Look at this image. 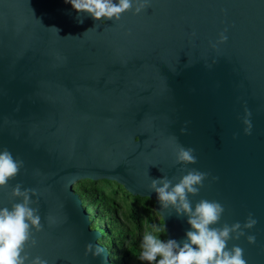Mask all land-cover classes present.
<instances>
[{"label": "water", "instance_id": "water-1", "mask_svg": "<svg viewBox=\"0 0 264 264\" xmlns=\"http://www.w3.org/2000/svg\"><path fill=\"white\" fill-rule=\"evenodd\" d=\"M149 3L101 23L66 0H0V149L24 161L0 190V207L18 202L10 197L17 183L37 189L44 229L31 257L111 264L75 184L117 181L153 199L167 239L180 242L191 230L187 216L162 209L148 186L195 168L210 175L189 197L193 207L200 199L224 205L217 227L252 213L258 223L246 235L256 243L241 237L228 246L243 248L247 264H264V0ZM225 29L227 41L213 49ZM171 136L195 149L196 164H175ZM88 243L102 254L86 257Z\"/></svg>", "mask_w": 264, "mask_h": 264}, {"label": "clouds", "instance_id": "clouds-1", "mask_svg": "<svg viewBox=\"0 0 264 264\" xmlns=\"http://www.w3.org/2000/svg\"><path fill=\"white\" fill-rule=\"evenodd\" d=\"M78 13H86L94 20L104 23L107 20L120 21L126 12L137 15L146 10L149 0H66ZM82 23L83 20L81 19ZM56 29L55 27H53ZM58 32V29H56ZM219 34L213 49L223 44L228 37L225 32ZM193 36L195 33L192 34ZM210 67V65H209ZM252 112L245 107L241 118L245 135L252 134ZM186 128L181 129L185 133ZM235 139V135L233 137ZM175 146V164L187 166L197 163L195 149L184 147L177 137L171 136ZM24 168V161L15 158L7 149H0V190L10 187V181L15 180ZM183 172V168L180 170ZM36 175H40L39 171ZM210 173L201 172L195 168L188 169L179 178L162 175L151 179L149 189L156 193L161 208L173 209L177 216H187L191 230L186 232V239L177 242L175 239L163 240L161 233L165 231V223L151 225L146 230L141 242L139 259L148 264H247L244 249L238 245L229 248V241L246 237L248 244L256 243L255 235H246V230L253 229L258 221L249 213L243 224L239 221L229 225L223 223L217 227L225 213V207L220 202L200 199L193 207L189 197L199 195L205 180ZM178 182L173 183L174 180ZM217 180L218 177H213ZM40 193L34 188H23L20 183L11 187L10 197L14 202L9 207H0V264H48L40 256L31 257L30 249L38 241L35 233L43 231L39 210ZM37 197V199H32ZM35 205V206H33ZM49 226L55 224L51 216L46 217ZM103 247L88 243L85 246V256L91 254L94 258L102 254Z\"/></svg>", "mask_w": 264, "mask_h": 264}, {"label": "trees", "instance_id": "trees-1", "mask_svg": "<svg viewBox=\"0 0 264 264\" xmlns=\"http://www.w3.org/2000/svg\"><path fill=\"white\" fill-rule=\"evenodd\" d=\"M74 188L90 213V227L102 232L98 242L108 248L111 264H148L139 259L143 235L164 223L154 200L106 179H81ZM160 238L167 240L166 227Z\"/></svg>", "mask_w": 264, "mask_h": 264}, {"label": "rangeland", "instance_id": "rangeland-1", "mask_svg": "<svg viewBox=\"0 0 264 264\" xmlns=\"http://www.w3.org/2000/svg\"><path fill=\"white\" fill-rule=\"evenodd\" d=\"M89 212V211H88ZM90 214V213H89Z\"/></svg>", "mask_w": 264, "mask_h": 264}]
</instances>
